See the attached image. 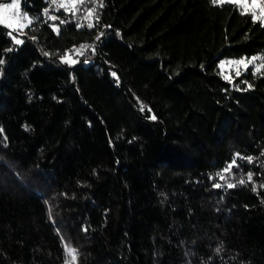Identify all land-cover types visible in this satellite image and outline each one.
<instances>
[{
	"label": "trees",
	"instance_id": "16d2710c",
	"mask_svg": "<svg viewBox=\"0 0 264 264\" xmlns=\"http://www.w3.org/2000/svg\"><path fill=\"white\" fill-rule=\"evenodd\" d=\"M22 2L23 41L0 23V264H264V21L235 1L97 0L91 24Z\"/></svg>",
	"mask_w": 264,
	"mask_h": 264
},
{
	"label": "rangeland",
	"instance_id": "374dc122",
	"mask_svg": "<svg viewBox=\"0 0 264 264\" xmlns=\"http://www.w3.org/2000/svg\"><path fill=\"white\" fill-rule=\"evenodd\" d=\"M221 1V0H219ZM243 7L244 10L251 11L255 17H259L264 21V0H236ZM52 8L47 12L48 16L52 19H59L56 11L58 9H63L65 11L71 12L73 15L77 16L79 19L86 23H92L94 19V9L97 0H52ZM16 4L15 8L5 9L3 5ZM61 5H66L62 7ZM0 19L6 21V23H1L10 29L14 40L23 41L24 36L28 33V27L32 22L31 14L24 8L22 0H8L0 3ZM58 26H56V29ZM87 51L86 46H81L74 49L73 52H66L63 55V59L68 63H75L78 60L79 55ZM253 58H225L220 62V68L222 73L230 78L234 73L240 72L243 68L248 66L249 61H254ZM243 61V63H239ZM72 250V248L70 249ZM73 252V251H72ZM70 252L71 260L73 253Z\"/></svg>",
	"mask_w": 264,
	"mask_h": 264
},
{
	"label": "snow or ice",
	"instance_id": "6c2138e0",
	"mask_svg": "<svg viewBox=\"0 0 264 264\" xmlns=\"http://www.w3.org/2000/svg\"><path fill=\"white\" fill-rule=\"evenodd\" d=\"M213 2L215 3V2H217V0H213ZM62 7H64V6H66V5H61ZM3 7L5 8V9H8V8H15V7H17V5L16 4H12V5H3ZM53 19H55V17H53ZM0 23H6V21H4L3 19H0ZM18 43L20 42V41H17ZM255 58H253V60H254ZM252 61H249V63H251ZM239 63H243V61H240ZM232 185H229V187H231ZM217 187H219V185H217ZM70 252H72L73 250H69ZM73 258H74V256H73Z\"/></svg>",
	"mask_w": 264,
	"mask_h": 264
},
{
	"label": "crops",
	"instance_id": "0c3cea01",
	"mask_svg": "<svg viewBox=\"0 0 264 264\" xmlns=\"http://www.w3.org/2000/svg\"><path fill=\"white\" fill-rule=\"evenodd\" d=\"M221 1H235V2L239 3V1H236V0H221Z\"/></svg>",
	"mask_w": 264,
	"mask_h": 264
}]
</instances>
